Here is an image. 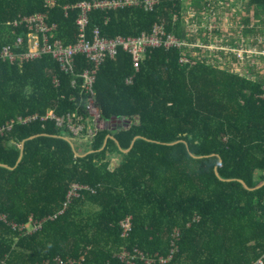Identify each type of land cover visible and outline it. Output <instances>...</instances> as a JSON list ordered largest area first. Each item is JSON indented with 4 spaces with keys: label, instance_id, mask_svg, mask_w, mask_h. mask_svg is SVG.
Returning <instances> with one entry per match:
<instances>
[{
    "label": "trees",
    "instance_id": "1",
    "mask_svg": "<svg viewBox=\"0 0 264 264\" xmlns=\"http://www.w3.org/2000/svg\"><path fill=\"white\" fill-rule=\"evenodd\" d=\"M94 1L0 0V128L16 121L0 131V264H124V251L136 264H264V77L193 47L151 48L136 70L119 48L94 83L104 127L87 121L82 73L94 66L85 55L74 73L51 54L19 57L34 32L26 19L44 16L39 41L68 46L79 38L75 5ZM155 2L93 9L88 39L94 29L112 39L160 26L194 44L183 0ZM246 2L262 9L255 24L264 30V0ZM7 46L16 61L2 58ZM49 111L80 114L86 134L51 119L18 122ZM75 184L85 188L67 202Z\"/></svg>",
    "mask_w": 264,
    "mask_h": 264
},
{
    "label": "built area",
    "instance_id": "2",
    "mask_svg": "<svg viewBox=\"0 0 264 264\" xmlns=\"http://www.w3.org/2000/svg\"><path fill=\"white\" fill-rule=\"evenodd\" d=\"M155 0H96L94 2H80L75 5L79 8L80 15L77 19L79 25V38L75 44L63 46L56 42L50 43L48 38H44L42 43L39 41L38 33H35V27L37 31L44 32L48 31L49 28L44 22V16L37 15L26 19L30 30H34L29 35V51L21 54L19 57L20 62L26 60H33L40 57L42 54H51L60 64L63 70L74 73L75 56L83 54L86 56L89 62L93 64V68L86 69L82 73L84 82L82 88L85 93L89 96L87 111V121L92 120L96 125H100V114L95 105V91L94 83L96 80V74L98 67L105 60L106 56L114 58L117 54L118 49L122 48L124 51L129 53L132 57V61L136 70H138L141 62L144 60L146 52L151 48L164 47L169 48H182V47H195L194 44H189L185 41L177 39L171 34H167L164 29L160 26H154L152 33H143L138 37H115L112 39L104 38L100 35L98 29H94L92 33V40L88 39L87 36V25L89 23L88 13L93 9H110L119 8L126 5H143L145 9H151L155 4ZM35 26V27H34ZM18 42L21 43L22 39L19 38ZM2 58L9 59L10 61H16L17 55L13 53L10 46H7L2 51ZM186 57L181 58V62H186ZM75 83V81L73 82ZM40 120H54L59 127H66L70 133L75 137H82L86 134V128L82 123L83 116L78 113H68L65 115L58 116L53 111H49L45 116L39 117L38 115H32L28 118H18V122L27 123L30 121ZM15 120L7 123L4 127L0 128V131L10 130L15 123ZM88 133L91 131L88 129ZM88 136V135H86ZM80 185H73L72 190L68 194V201L71 197L78 196L77 191L83 189ZM39 225H32L33 229H36ZM28 227H31L28 225ZM125 228V234L130 230V219L123 224ZM142 256V255H141ZM121 260L124 264H136L137 255L131 254L128 251L122 252L120 255ZM144 259V257H142ZM152 261L146 260L145 264H151ZM255 264H263V260L259 259Z\"/></svg>",
    "mask_w": 264,
    "mask_h": 264
},
{
    "label": "rangeland",
    "instance_id": "3",
    "mask_svg": "<svg viewBox=\"0 0 264 264\" xmlns=\"http://www.w3.org/2000/svg\"><path fill=\"white\" fill-rule=\"evenodd\" d=\"M183 3L184 26L194 40L192 55L216 60L217 65L226 64L240 74L264 77V30L255 24L263 14L261 8L248 6L246 0H183ZM217 51L224 52L223 56L215 54ZM72 142L79 149L80 142L77 139ZM26 227L29 232L33 230L32 225Z\"/></svg>",
    "mask_w": 264,
    "mask_h": 264
},
{
    "label": "water",
    "instance_id": "4",
    "mask_svg": "<svg viewBox=\"0 0 264 264\" xmlns=\"http://www.w3.org/2000/svg\"><path fill=\"white\" fill-rule=\"evenodd\" d=\"M32 138H33V137H32ZM108 138L114 139V137H112V136L109 135V136L106 138L103 147H105V145L107 144V140H108ZM66 140H68V141L70 142L71 146L75 149V147H74L72 141H71L70 139H68V138H66ZM134 141H135V140H134ZM134 141L132 142V146H133V144H134ZM24 145H25V141H23L22 144H21V146H20V148H21V155H20V157H19L18 163L20 162V160H21V158H22ZM132 146H131V147H132ZM78 155H79V154H78ZM1 165H2V164H1ZM3 166L7 167L6 165H3ZM217 174H218V173H217ZM241 182L244 184V186L247 187V185H246L243 181H241Z\"/></svg>",
    "mask_w": 264,
    "mask_h": 264
}]
</instances>
